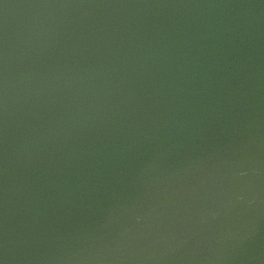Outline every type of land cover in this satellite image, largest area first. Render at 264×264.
Here are the masks:
<instances>
[{
    "label": "water",
    "instance_id": "water-1",
    "mask_svg": "<svg viewBox=\"0 0 264 264\" xmlns=\"http://www.w3.org/2000/svg\"><path fill=\"white\" fill-rule=\"evenodd\" d=\"M0 264H264V0H0Z\"/></svg>",
    "mask_w": 264,
    "mask_h": 264
}]
</instances>
